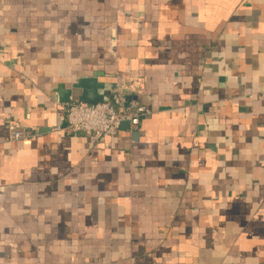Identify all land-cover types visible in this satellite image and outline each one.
Segmentation results:
<instances>
[{
    "label": "crops",
    "instance_id": "1",
    "mask_svg": "<svg viewBox=\"0 0 264 264\" xmlns=\"http://www.w3.org/2000/svg\"><path fill=\"white\" fill-rule=\"evenodd\" d=\"M94 74L151 114L69 134ZM0 264H264V0H0Z\"/></svg>",
    "mask_w": 264,
    "mask_h": 264
},
{
    "label": "built area",
    "instance_id": "2",
    "mask_svg": "<svg viewBox=\"0 0 264 264\" xmlns=\"http://www.w3.org/2000/svg\"><path fill=\"white\" fill-rule=\"evenodd\" d=\"M67 127L69 134L84 135L94 142L115 136L122 125L137 127L141 118L149 116L151 112L142 106L126 107V98L122 89H117L109 102L87 104L74 102L66 105ZM30 135L14 129L11 134L13 140H27Z\"/></svg>",
    "mask_w": 264,
    "mask_h": 264
},
{
    "label": "water",
    "instance_id": "3",
    "mask_svg": "<svg viewBox=\"0 0 264 264\" xmlns=\"http://www.w3.org/2000/svg\"><path fill=\"white\" fill-rule=\"evenodd\" d=\"M98 74L87 79H81L73 85L71 89H66L64 85L58 87L57 97L59 101L67 104L72 102L73 90H81L82 95L78 98V102L87 104H100L110 101V97L106 95L104 85L98 84ZM129 100V97L127 98Z\"/></svg>",
    "mask_w": 264,
    "mask_h": 264
}]
</instances>
